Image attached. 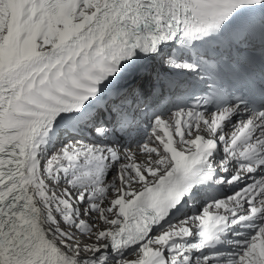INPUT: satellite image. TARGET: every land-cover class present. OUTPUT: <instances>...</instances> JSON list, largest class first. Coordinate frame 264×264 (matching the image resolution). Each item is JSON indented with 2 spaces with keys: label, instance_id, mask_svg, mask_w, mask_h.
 <instances>
[{
  "label": "snow or ice",
  "instance_id": "6c2138e0",
  "mask_svg": "<svg viewBox=\"0 0 264 264\" xmlns=\"http://www.w3.org/2000/svg\"><path fill=\"white\" fill-rule=\"evenodd\" d=\"M0 264H264V0H0Z\"/></svg>",
  "mask_w": 264,
  "mask_h": 264
}]
</instances>
